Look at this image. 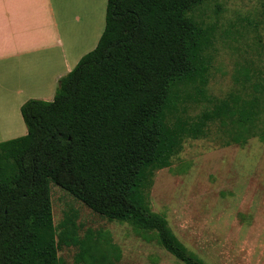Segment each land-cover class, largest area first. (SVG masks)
<instances>
[{
	"label": "trees",
	"instance_id": "obj_1",
	"mask_svg": "<svg viewBox=\"0 0 264 264\" xmlns=\"http://www.w3.org/2000/svg\"><path fill=\"white\" fill-rule=\"evenodd\" d=\"M211 0H108L98 45L59 81L52 101L21 107L28 133L0 142V264H116L107 233L83 237L71 216L58 228L51 184L108 221L154 232L183 264H208L154 212L148 192L188 139L218 125L224 146L264 138V74L208 94L216 27L196 12ZM212 104L196 117L190 105ZM114 253V254H113Z\"/></svg>",
	"mask_w": 264,
	"mask_h": 264
},
{
	"label": "rangeland",
	"instance_id": "obj_2",
	"mask_svg": "<svg viewBox=\"0 0 264 264\" xmlns=\"http://www.w3.org/2000/svg\"><path fill=\"white\" fill-rule=\"evenodd\" d=\"M196 15L216 27L209 51L211 99L241 89L248 71L253 80L256 73L264 74V0H211ZM46 75L41 73L43 81ZM211 106L190 105L188 114L196 117ZM222 135L216 125L209 137L188 139L172 166L155 173L149 200L176 236L208 264H264V138L224 147ZM8 136L0 135V142ZM51 195L55 225L60 228L73 216L81 237L89 229L107 233L119 258L116 264H183L159 245L154 232L108 221L53 183ZM77 254V247H63L61 264H78Z\"/></svg>",
	"mask_w": 264,
	"mask_h": 264
},
{
	"label": "crops",
	"instance_id": "obj_3",
	"mask_svg": "<svg viewBox=\"0 0 264 264\" xmlns=\"http://www.w3.org/2000/svg\"><path fill=\"white\" fill-rule=\"evenodd\" d=\"M107 3L0 0V135H9L3 141L26 135L21 107L29 100L52 101L60 79L96 48ZM41 73H47L44 81Z\"/></svg>",
	"mask_w": 264,
	"mask_h": 264
}]
</instances>
